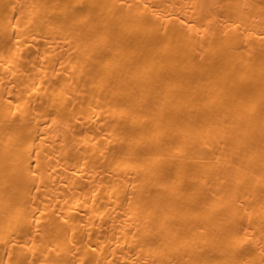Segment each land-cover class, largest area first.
<instances>
[{
    "label": "bare ground",
    "instance_id": "1",
    "mask_svg": "<svg viewBox=\"0 0 264 264\" xmlns=\"http://www.w3.org/2000/svg\"><path fill=\"white\" fill-rule=\"evenodd\" d=\"M0 264H264V0H0Z\"/></svg>",
    "mask_w": 264,
    "mask_h": 264
}]
</instances>
